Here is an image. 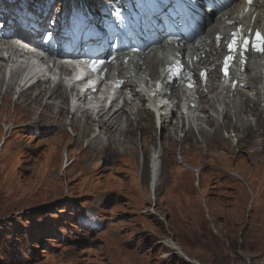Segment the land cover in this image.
I'll use <instances>...</instances> for the list:
<instances>
[{"label":"rangeland","instance_id":"obj_1","mask_svg":"<svg viewBox=\"0 0 264 264\" xmlns=\"http://www.w3.org/2000/svg\"><path fill=\"white\" fill-rule=\"evenodd\" d=\"M6 75L3 72L1 77L6 79ZM0 89L5 91L3 86ZM14 93L15 102L17 88ZM0 109H5L1 101ZM72 115L70 111L63 118L66 140L73 135L67 128ZM247 117L252 119L245 115V120ZM4 119L5 114L1 115L0 124L6 130L12 125L4 127ZM135 119L131 117L134 126ZM174 124L175 120L170 126ZM260 127L264 130L263 124ZM45 129L48 130L22 132L24 156L19 164L23 169L15 184L21 185L27 179L22 186L38 188L35 195L28 197L17 192L7 178L14 168L0 163V264H264L263 132L253 130L248 143L243 142L245 138L239 141L241 152L225 145L229 138L226 131L223 139H209L216 145L210 144L207 153L186 138L182 148L186 161L196 169L203 168L200 187L190 170L185 171L181 188L179 173L185 168L178 163V138L172 136L163 145L166 153L161 191L156 195L152 189L145 196L142 189L150 186V156L156 147L161 150L160 145L149 148L145 156L139 149L135 162L145 163L148 180L141 182L137 168V184L132 188L138 194H125L120 187L123 174L109 169L110 159L101 167L104 178L92 186L83 177L77 179L81 174L80 162L75 161L77 155L67 158L69 147L62 148L60 142L51 141L56 138V127ZM16 140V136L7 139V153L13 150ZM218 146L224 148L219 150ZM53 153L58 156L55 164L60 166L59 180L41 186L37 176L44 172ZM243 172L249 180H244ZM184 186L188 189L182 191ZM147 209L150 212H143ZM84 217L99 227L85 226L81 221ZM167 240L182 249L186 257L177 255Z\"/></svg>","mask_w":264,"mask_h":264},{"label":"bare ground","instance_id":"obj_2","mask_svg":"<svg viewBox=\"0 0 264 264\" xmlns=\"http://www.w3.org/2000/svg\"><path fill=\"white\" fill-rule=\"evenodd\" d=\"M85 1L91 3L93 0ZM195 2L203 10L204 14L201 13V15L203 14L206 22L212 20V23L204 31L202 40L197 38L193 42L192 45L195 46L197 44V46L191 52H188L190 57L185 60V48L177 50L178 47H175L171 42H167L161 45L160 48L152 46L147 53L137 52L132 58H124L122 60L123 63L119 64V66L110 67V72L122 75V79L126 81L124 90H130L133 93L132 98L127 99L118 110L113 111L112 107L107 110L101 109L97 120H93L86 110H77L67 124V128H71L73 133L68 140H66V134L64 133L65 124L63 123V118L70 112V98L66 93L64 84L59 83L52 87L49 85L51 82L49 79L47 83L32 89L33 91L26 90L22 92L14 102L12 96L15 94L14 92L18 85L16 79L20 71L16 70L8 81L2 78L1 75L6 62L0 58V87H5L4 92L0 89V101L5 107L4 110L0 109V122L1 115L5 114L4 127L12 125L5 130L0 124V140L3 142L0 147V163L14 168V170H10L11 174L7 178L14 184L17 192L32 197L38 189L36 187L29 189L22 186V183L27 179L22 180L21 185L15 184V181L20 180L22 176L19 170L23 168L19 164V160L24 156L22 154L24 148L22 145V139L24 138L22 132L24 131H47L48 129L44 130L45 127L49 129L56 127V138H52L51 141L60 142L62 148L69 147L67 158L77 155L75 161L80 162L78 168L81 172L77 179L83 177L92 186L97 179L104 178L101 174L103 171L101 167L103 168V164L110 159L109 162L112 166L109 169L113 168L112 170L123 174L120 187L125 194L131 193L133 195L138 194V191L132 188V186L137 184L135 180L137 168L141 171V182L148 180L145 163L136 164L135 162L139 149L145 156L149 153V148L159 147L160 145L161 150H156V147L150 156V186L149 189H142L145 196L148 195L149 190L151 193L152 189L156 190V195L161 191L163 158L166 153L163 145L172 136L178 138V141H176L179 142V155L181 156L178 163L185 168L184 172L179 173L181 181L178 188H181L182 177L185 175V171L190 170L198 178L196 183L200 187L201 168H203L201 166L196 169L190 165L192 163L189 160L186 161L182 152L183 145L187 141L186 138H191L200 149L204 150L203 152L207 153L209 145H216L214 141L218 137L223 139L222 133L226 131L229 134V138L227 139L228 143L225 145L233 149L237 148L238 152H241L242 149L238 147L239 141L245 138L243 142L248 143L251 131L264 133V130L260 127L261 124L264 125V62L261 65L251 62L246 66V71L241 72L242 66L239 64L241 62L239 54H237V62L232 64L230 71L232 73L235 66V76L238 82L244 85L243 88L237 87L234 90L221 88L220 73L212 71L208 73L211 83L205 88L209 93L205 94V90L199 93L201 97L200 108H198L192 118L182 117V122L177 120V124L170 126L171 122L168 119L161 118L157 120L153 113L149 111L153 105L146 99L147 92L144 88L149 84L147 82L148 78L161 80L165 83L166 78H163V74L168 66L171 68L175 66L178 56L184 59L182 64L190 69V72H199L204 65L211 66L218 63L225 54L223 51L224 45H220L223 48L221 50L218 45L212 43L216 34L224 35L226 32L235 31L237 27H240L244 33L249 31L261 32L259 29L264 31V2L258 0H250V2L249 0H195ZM219 2L222 5L232 4L228 8L216 12L214 7ZM209 3L214 5L210 6ZM232 21H235V24L227 27V22L230 23ZM166 41H169V39H166ZM159 49H162L163 55H161ZM244 59L245 57L243 56ZM3 62L5 65H3ZM244 89L248 90L244 91ZM168 91H172V93L174 92L177 95L172 87H167L166 92ZM80 102L83 104L82 99ZM158 103L156 101L155 105ZM138 104H142V107H139ZM12 105V110L6 109ZM79 113L81 117H77ZM201 114L203 115L201 116ZM245 115H250L252 119L247 117L248 119L245 120ZM131 117H136V126L132 124ZM25 122L27 123L25 124ZM193 122L196 123L198 136L192 129ZM179 132L185 133L184 139L178 136ZM15 136L17 140L13 145V150L7 153L5 151V145L7 146L8 143L7 139ZM159 136L161 142H158ZM210 138H213L214 141L209 140ZM85 142H87V146H84ZM56 146V148H59V145ZM223 148L220 146L219 150ZM56 157H58L57 153H53L44 167V172L37 176V178H40L38 182H40L41 186L51 182H58L57 171L60 166L55 164ZM73 164L74 162L70 166ZM99 173L100 177H97ZM233 175L240 176L237 172H234ZM242 175H245L244 180H249L246 172H243ZM30 179L28 178V180ZM169 182L170 180L167 179V183ZM186 189L188 187L184 186L182 191ZM208 207L207 210L209 211ZM138 208L145 209L139 206ZM143 212H150V209ZM166 244L176 250L177 255L186 257L182 253V249H179L176 244L171 243L169 240L166 241Z\"/></svg>","mask_w":264,"mask_h":264},{"label":"snow or ice","instance_id":"obj_3","mask_svg":"<svg viewBox=\"0 0 264 264\" xmlns=\"http://www.w3.org/2000/svg\"><path fill=\"white\" fill-rule=\"evenodd\" d=\"M232 36H233L232 40L227 45L230 55L225 59L224 68H225L226 76L228 75V67H229L228 61L233 59V55L231 54H234L237 51H239V55L241 57V63H243L244 52L247 50L249 45H251V47L254 48L256 51L264 52V35H262L261 33L257 32L255 34L256 42L254 43L251 42L249 38L245 37L242 32L233 33Z\"/></svg>","mask_w":264,"mask_h":264},{"label":"clouds","instance_id":"obj_4","mask_svg":"<svg viewBox=\"0 0 264 264\" xmlns=\"http://www.w3.org/2000/svg\"><path fill=\"white\" fill-rule=\"evenodd\" d=\"M186 259V258H185ZM187 260V259H186ZM189 262V261H188Z\"/></svg>","mask_w":264,"mask_h":264}]
</instances>
